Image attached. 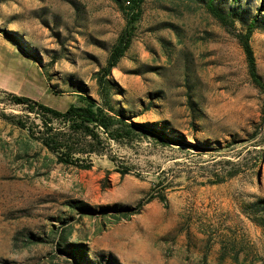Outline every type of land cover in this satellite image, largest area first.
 I'll return each mask as SVG.
<instances>
[{
  "label": "rangeland",
  "instance_id": "obj_1",
  "mask_svg": "<svg viewBox=\"0 0 264 264\" xmlns=\"http://www.w3.org/2000/svg\"><path fill=\"white\" fill-rule=\"evenodd\" d=\"M208 1L144 0L110 76L116 108L184 145L135 132L81 170L5 119L24 114L8 94L60 111L85 92L100 101L127 16L114 0H0V264H264V229L245 213L264 199V93L239 43L257 19L264 80V0H215L227 24Z\"/></svg>",
  "mask_w": 264,
  "mask_h": 264
},
{
  "label": "trees",
  "instance_id": "obj_2",
  "mask_svg": "<svg viewBox=\"0 0 264 264\" xmlns=\"http://www.w3.org/2000/svg\"><path fill=\"white\" fill-rule=\"evenodd\" d=\"M127 16V28L113 47L107 66L102 70L99 78L100 96L98 101L86 92L80 96V104H72L66 110L60 111L43 103L25 96L11 97V102L23 107L24 114L5 116L20 129L26 131L33 141L41 144L48 152L54 155L57 163L67 167L81 170H91L94 167V158L108 156L112 142L127 143L134 140L135 132L150 133L159 139H167L184 145L178 138L170 137L164 131L134 122L125 113L114 106L112 91L113 83L110 80L112 71L125 56L133 40L134 24L139 20L144 0H114ZM210 14L222 24H227L232 14L224 13L215 4V0L207 2ZM257 19H253L248 25L246 34L239 35V43L246 55L248 74L252 83L264 93V80L259 74L255 53L251 39L256 28ZM264 114V109H263ZM203 151L220 148H204L194 146ZM224 164L223 162L219 163ZM227 164V162H225ZM127 174V172H122ZM236 173L216 174L207 183L215 185L224 183L235 177ZM156 197L150 196L141 201L135 208H124L122 211H134L139 213L142 208ZM158 198L166 202L165 193L161 192ZM81 213H91L95 210L88 206H77ZM110 208H104L108 211ZM245 213L259 227L264 229V199L248 204ZM112 264V262H110Z\"/></svg>",
  "mask_w": 264,
  "mask_h": 264
}]
</instances>
